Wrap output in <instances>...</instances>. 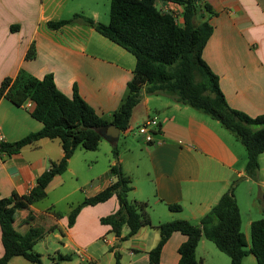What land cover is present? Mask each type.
<instances>
[{"label":"crops","instance_id":"0c3cea01","mask_svg":"<svg viewBox=\"0 0 264 264\" xmlns=\"http://www.w3.org/2000/svg\"><path fill=\"white\" fill-rule=\"evenodd\" d=\"M111 1L0 0V87L6 78L14 80L22 70L38 79L52 74L61 92L72 98L76 86L96 113L111 121L127 94L136 67L135 57L82 19L57 31L48 27L51 21H68L75 15L108 24ZM206 4L212 14L203 9L197 21H208L213 27L203 51L204 60L219 76L221 90L233 109L253 118L264 115V0H202V6ZM157 6L165 13H173L177 24L184 26L180 5L158 1ZM32 46L37 57L27 60ZM33 109L31 100L22 106L6 97L0 100L3 142H18L43 128L32 117ZM152 118H157L160 125L154 130L153 142L147 144L150 149H146L145 159L127 169L124 159H118L122 171L132 179L129 199L147 203L152 220L151 226L141 228L128 240L123 239L128 227L117 237L109 226L101 224L102 218L119 209L116 197L84 207L69 226V216L76 206L116 181L110 172L117 163L115 158L108 171L87 178L74 168V157L81 149L78 148L66 172L56 176L47 187L46 198L30 205L23 198L36 187L37 179L51 164L62 159L61 142L41 139L17 154H0V198H13V227L19 234L39 231L35 246L40 243L44 249L37 251L41 264H49L43 261L44 254L49 256L50 264H115L116 253L121 255V264H149V252L161 239L157 228L160 224L182 219L198 225L233 187L242 214L239 190L235 187L239 180L255 183L258 197L264 201V153L259 159L258 176L251 179L245 169L237 168L239 157L231 144L201 112L176 103L166 94L144 93L134 109L130 127L135 122L140 127ZM84 158L85 165L90 166V159ZM52 192H56L53 203L39 207ZM170 205H180L182 211L173 212ZM248 217L251 226L255 219ZM186 240L185 235L174 233L163 249L160 264H178L179 248ZM200 251L197 258L202 264H224L205 239L201 240L197 254ZM3 252L0 227V258ZM59 255L70 259L60 260ZM20 258H13L9 264H27ZM242 264L258 261L249 254Z\"/></svg>","mask_w":264,"mask_h":264},{"label":"trees","instance_id":"16d2710c","mask_svg":"<svg viewBox=\"0 0 264 264\" xmlns=\"http://www.w3.org/2000/svg\"><path fill=\"white\" fill-rule=\"evenodd\" d=\"M158 1L180 5L183 8L184 26L177 24L173 13L159 9ZM203 9L212 14L209 5L202 6V0H112L108 24L81 15H75L68 21L48 23L51 30L57 31L82 19L100 35L132 54L136 67L127 85V94L111 121L99 116L76 86L72 98L61 92L52 74L38 79L22 70L14 80L6 78L2 82L0 100L6 97L18 106L31 100L34 103L31 115L43 124V128L18 142H1L0 154H17L41 139L59 140L64 151L62 159L53 162L50 169L37 179L31 193L23 198L26 203L31 205L46 198L47 187L56 176L66 172L68 162L78 148L86 151L99 149L103 138L97 129L114 124L122 133H126L130 129L134 109L144 93L148 96L166 94L176 103L218 121L246 148V175L254 179L258 176L259 159L264 153V115L253 118L228 104L220 87L219 76L203 58V51L213 34V27L208 21L197 22ZM36 57V48L32 46L26 59L34 60ZM113 154L117 163L111 166L110 172L116 181L76 206L69 216V226L74 224L84 207L97 206L116 197L119 209L102 218L101 224L109 226L110 232L117 237H121L123 228L128 227L129 232L123 238L128 240L141 228L151 226L152 220L147 203L129 199L133 190L132 179L119 165L118 146L113 148ZM13 204V198H0L4 249L0 264H9L15 257L41 264V255L34 250L40 233L32 229L26 235H21L14 229ZM169 208L173 212L182 211L180 205H170ZM242 225V214L233 187L198 225L182 219L160 224L157 228L161 239L149 252V264H160L163 249L176 232L187 237L179 248L178 264H202L197 258V249L203 239L213 242L220 252L226 254L230 264H242L249 254L257 258L258 264H264V218L251 224L250 246ZM59 259L67 260L70 257L59 255ZM115 264H121L119 253H116Z\"/></svg>","mask_w":264,"mask_h":264},{"label":"rangeland","instance_id":"374dc122","mask_svg":"<svg viewBox=\"0 0 264 264\" xmlns=\"http://www.w3.org/2000/svg\"><path fill=\"white\" fill-rule=\"evenodd\" d=\"M137 114H138L137 116L140 117L141 114L139 111ZM201 116H203L207 121L213 124L217 128V130L225 137V139L231 144L233 149L236 151V154L239 157V163L237 168L246 170L248 154L244 145L239 140H237L233 134H231L224 127H222V125L216 123L214 119L210 118L209 116L203 113H201ZM147 144L148 143L145 141V139L139 134V127L137 126L136 122L131 125L130 129L126 133L121 134L117 146H118L119 158L120 159L122 158L125 161L124 164L125 169H127L129 166L134 167V165L138 163L140 160L145 159L146 157L145 152L147 151L146 149L147 148L150 149V147H147L148 146ZM112 150H113V145L106 139H103L101 141L99 150L97 151H86L82 148L78 149L77 151L78 153H76L74 157V162L76 163L74 166L75 170L79 169V172H81V174L86 176L87 178L94 177V175H97L103 171H108L110 166V161H114V154ZM84 157L86 158L88 157L90 159L89 161L90 166L85 165L84 162H86V159ZM140 178L137 181V183L139 184L141 183ZM69 182L73 184L76 183L75 181H71V180ZM235 187H237V190H239L238 194L240 199V207L242 210V215H244L243 232L246 233L248 238L247 242L250 245L251 226L248 225L249 220H247V218H249L248 215L252 216V218L255 220L264 218V201L261 197L259 199L258 187L255 185V183L254 184L248 183L245 180L241 179L236 183ZM55 194L56 192H52L50 198L38 204V206L42 208L50 206L53 203ZM60 207L61 206H59L58 208L59 210L62 209ZM206 242L207 244H209L212 250L216 251L217 254H219L220 258L224 259V264H230V258L226 254L220 252L213 242L209 240H206ZM41 246L42 245L39 243L37 246L34 247L36 253H38L37 251H44V249ZM200 253H202V251H200L197 254V257H200L199 256L201 255ZM51 255L54 254L52 253ZM48 257L49 256L47 254H44L43 261L48 262L50 264L51 260ZM56 259H58L57 256ZM20 260L22 262H27V264H34L28 260L26 261V259L24 258H20Z\"/></svg>","mask_w":264,"mask_h":264},{"label":"built area","instance_id":"2783aa9c","mask_svg":"<svg viewBox=\"0 0 264 264\" xmlns=\"http://www.w3.org/2000/svg\"><path fill=\"white\" fill-rule=\"evenodd\" d=\"M159 120L157 118H152L147 120L144 124L139 127V134L145 139L147 143L153 142L154 130L159 127ZM2 141V136L0 135V143Z\"/></svg>","mask_w":264,"mask_h":264},{"label":"water","instance_id":"95a60500","mask_svg":"<svg viewBox=\"0 0 264 264\" xmlns=\"http://www.w3.org/2000/svg\"><path fill=\"white\" fill-rule=\"evenodd\" d=\"M97 132L103 139L109 141L114 147L118 145V141L122 134V132L114 124H109L104 128L97 129Z\"/></svg>","mask_w":264,"mask_h":264}]
</instances>
